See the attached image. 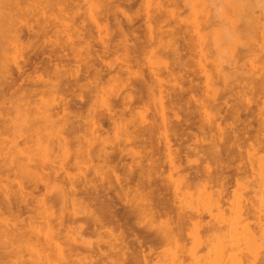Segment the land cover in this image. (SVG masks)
Segmentation results:
<instances>
[{"label":"rangeland","instance_id":"374dc122","mask_svg":"<svg viewBox=\"0 0 264 264\" xmlns=\"http://www.w3.org/2000/svg\"><path fill=\"white\" fill-rule=\"evenodd\" d=\"M18 1L0 0V264H264V0ZM166 224L182 241L143 239Z\"/></svg>","mask_w":264,"mask_h":264},{"label":"bare ground","instance_id":"6f19581e","mask_svg":"<svg viewBox=\"0 0 264 264\" xmlns=\"http://www.w3.org/2000/svg\"><path fill=\"white\" fill-rule=\"evenodd\" d=\"M17 7H18V10L20 11L21 9H19L20 8V6L22 5V1L21 0H19L17 3ZM23 8V7H22ZM36 35V34H35ZM117 35V34H116ZM18 37H19V35H18ZM139 37H140V35H139ZM197 37V36H196ZM139 39V38H138ZM18 40V39H17ZM75 46V45H74ZM63 47V46H62ZM140 47V46H139ZM138 48V47H137ZM57 49V48H56ZM58 50V49H57ZM56 50V51H57ZM75 50H80V49H78V48H76ZM59 51V50H58ZM74 51V50H73ZM242 51H244V50H242ZM60 53V52H59ZM54 55H55V53H54ZM38 56V55H37ZM40 57V56H39ZM56 57H57V59H59L60 61H62L63 60V58L65 57V55L63 54V53H60V54H58V55H56ZM75 57H77L76 55H75ZM38 58V57H37ZM36 62V61H35ZM58 64H60L59 62L57 63V65ZM61 64H62V62H61ZM59 66V65H58ZM62 66V65H61ZM82 66V65H81ZM65 67H66V65H65ZM90 67H92V66H90ZM37 68V67H36ZM63 68V67H62ZM62 68L61 67H56V72H60L61 73V70H62ZM23 69L24 68H20L19 69V71H20V74L21 73H24L23 72ZM65 69V68H64ZM63 69V70H64ZM78 69H81V67H80V65L78 66ZM39 70V69H38ZM81 71V70H80ZM63 72V71H62ZM77 72V71H76ZM79 72H77L74 76H75V81H74V85H72L73 84V82H71V83H69V84H66V85H68V87L67 86H65V87H67V89H64V90H66V91H75L76 90V88L77 87H81L82 88V80L80 79V76H79V74H78ZM81 74V73H80ZM81 76H83V75H81ZM98 78V77H97ZM84 79V78H83ZM70 81V80H69ZM139 82V81H138ZM1 83V82H0ZM62 83V82H61ZM94 83V82H93ZM140 83V82H139ZM2 84V83H1ZM64 84V83H63ZM261 86H262V84H261ZM60 84H58L57 85V89H60ZM76 87V88H75ZM62 88V87H61ZM75 88V89H74ZM61 90V89H60ZM63 90V89H62ZM64 92L63 91V93L64 94H66V93H68V92ZM71 93V92H70ZM74 93V92H73ZM0 96H1V91H0ZM63 99H65V98H63ZM68 101V100H67ZM83 101V100H82ZM81 101V102H82ZM73 103H76V101H74L73 102V100L71 101V102H66L65 104H64V108L63 109H67L68 107L70 108V105H75V104H73ZM78 104V103H77ZM77 104H76V106H77ZM78 109V108H77ZM101 132V131H100ZM230 133H232V132H230ZM239 133V132H238ZM239 135V134H238ZM237 135V136H238ZM239 137V136H238ZM172 140V139H171ZM170 139H167V142H166V147H167V150H168V154H169V163H170V165L174 168V169H178V166H177V164H176V159H175V157L172 155V149H173V143H172V141H171ZM153 147V146H152ZM20 157V156H19ZM160 164V163H159ZM162 166V165H161ZM158 167V166H157ZM163 167V166H162ZM224 170V169H223ZM222 170V171H223ZM225 171H227V169H225L224 170V172ZM224 172H222V174L221 175H217L214 179H215V182H216V187H217V192H218V198H217V200H216V205H217V207H219L220 209H222V207L224 206V202H225V198H226V196H227V194H228V191H229V187L232 185V183L234 182V181H238V179H239V177H236L235 178V180L233 181V180H231L232 178L234 179V177H232L231 175H229V176H224ZM230 173V172H229ZM234 173V172H233ZM237 174H238V172H237ZM233 175H235V174H233ZM239 175V174H238ZM118 176V175H117ZM230 176L232 177V178H230ZM237 176V175H236ZM116 177V176H115ZM227 177H229V179L231 180V181H233L232 183L230 182V180L227 178ZM118 178H119V176H118ZM129 179V178H128ZM127 179V180H128ZM119 180H123V179H121V178H119ZM121 182V181H120ZM148 182H149V184H148ZM148 182H145V183H147V185H149L150 186V188H151V186H152V181L151 180H148ZM122 183V182H121ZM142 183H144V181L142 182ZM144 183V184H145ZM236 183V182H235ZM144 184L142 185V187L144 186ZM146 184H145V187L147 186ZM164 185V184H163ZM169 185V184H168ZM230 185V186H229ZM165 186V185H164ZM161 187H162V185H161ZM160 187V188H161ZM170 187V186H169ZM173 187V186H172ZM170 189V188H169ZM177 189H178V187L177 188H175V192H177ZM161 191V190H160ZM162 193V192H161ZM150 194V196H152V200H151V203H149V212H150V214L152 215V217H160V215H163V214H165L166 212H168V211H166L165 210V208H166V204H165V200L164 199H162L161 197L159 198V200H157L156 198H155V200H157V201H155L154 200V195H156V192L155 191H153L152 190V192H150L149 193ZM164 194V193H163ZM166 194V193H165ZM162 195V194H161ZM160 195V196H161ZM169 195L170 194H168V196L167 197H169ZM164 196V195H163ZM166 196V195H165ZM156 197H157V195H156ZM11 200V199H10ZM14 201V200H13ZM154 201H155V203H154ZM168 202V201H167ZM169 203V202H168ZM138 207V206H137ZM232 210V209H231ZM179 212V213H178ZM177 213H178V218H179V220L180 221H178V224H179V227L180 228H182L183 226H180V225H182V223H181V221L183 222L184 221V224H187V223H185L187 220V222H189V220H191L192 218H193V215H194V213H191V211H190V213L189 212H184V211H178ZM247 213H249V212H247ZM246 213V214H247ZM243 214H245V213H243ZM116 215V216H115ZM115 215H113V216H110L111 218L113 217L114 218V216L116 217V219H118L117 217V214H115ZM248 215V214H247ZM233 216V215H232ZM231 216V217H232ZM240 216H243V215H240ZM239 216V217H240ZM230 217V219H233V218H231ZM236 217V216H235ZM111 219L112 221L114 220V219ZM228 219H229V217H228ZM229 219V220H230ZM235 219V218H234ZM114 221H116V220H114ZM118 221H119V219H118ZM231 221V220H230ZM176 222V221H175ZM229 222V221H228ZM222 223V222H221ZM230 223V222H229ZM232 223V222H231ZM178 224H176V226H178ZM231 225V224H230ZM229 225V226H230ZM235 225V224H234ZM174 227V228H172V226L170 227L169 226V224L167 225H164V226H160L159 228H157L156 230H154L153 232L151 231L150 232V230L148 231V232H150V233H146L147 232V230H145V233L147 234V235H145V234H143V232H144V230H142L143 232L141 233L140 232V234H141V236L139 235V237H137V241H138V243L139 244H143V243H146V242H144V241H142V240H140L139 238L140 237H143V235H144V237H143V239L144 240H146V241H158V240H161V241H166V240H168V239H171L172 240V238H173V240H174V238L176 237V236H178V240H175V242L177 241V243H179L178 241H179V239H181V237H179V236H181L180 234V232L183 230V228H182V230L181 229H179V228H177V227ZM211 226V227H210ZM209 227L210 228H208V230H210V231H216V229L217 230H219V231H221L222 232V230H223V225L222 224H219V225H216V227H215V225H210ZM179 230V233H178V230ZM227 229L229 230V228L227 227ZM178 233H175V231ZM231 230V229H230ZM237 231V230H236ZM248 231V230H247ZM230 233V232H229ZM143 234V235H142ZM227 235L226 236H228L229 234L228 233H226ZM234 234V233H233ZM232 234V235H233ZM249 234V233H248ZM246 235V234H245ZM262 234H260L259 236H261ZM25 236V235H24ZM231 236V235H230ZM229 236V237H230ZM236 236V235H235ZM229 237H227V238H229ZM233 237H234V235H233ZM264 237V236H263ZM183 238V237H182ZM210 236L208 237V239L210 240ZM257 239H259V238H257ZM43 240H44V238H43ZM234 240H235V238H234ZM181 241H182V239H181ZM224 241V240H223ZM236 241H238V240H236ZM181 243V242H180ZM183 243V242H182ZM229 244L230 243H232V241L231 242H228ZM234 243H236V242H234ZM237 243H239V242H237ZM220 244V243H219ZM219 244H217V246L219 245ZM224 244V243H223ZM227 244V243H226ZM250 244V243H249ZM182 247V246H181ZM245 247H247V246H245ZM57 248V247H56ZM235 248V247H234ZM239 249V248H238ZM224 250H225V248H223V246H221V247H219L217 250H216V252H215V256H214V259L215 260H213V258H212V261H216V260H220L221 262L223 261V254H225V252H224ZM224 252V253H223ZM230 253V252H229ZM104 260V259H103ZM102 261V260H101ZM217 261V262H218ZM219 261V262H220ZM225 261V260H224ZM260 263V262H259ZM263 263V262H262Z\"/></svg>","mask_w":264,"mask_h":264}]
</instances>
